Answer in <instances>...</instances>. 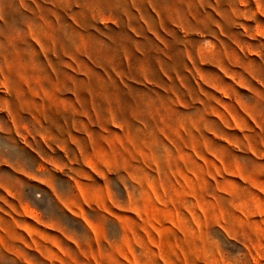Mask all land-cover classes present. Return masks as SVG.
Segmentation results:
<instances>
[{
  "label": "rangeland",
  "instance_id": "1",
  "mask_svg": "<svg viewBox=\"0 0 264 264\" xmlns=\"http://www.w3.org/2000/svg\"><path fill=\"white\" fill-rule=\"evenodd\" d=\"M160 2L164 11L174 8ZM192 5V11L183 5L181 12H163L164 20L151 22H55L52 38L45 31L31 35L29 3L21 20L18 12L4 10L11 20L3 30L8 24L12 43L0 53L7 66L0 69V264H47L24 250L27 232L46 236L45 225L55 226L56 245L67 254L54 264H264V150L228 154L224 166L201 164L184 118L168 116L163 134L157 118L143 132L137 121L143 118L127 116L142 90L120 78L117 68H126V61L105 58L102 68L89 59L82 67L56 66L63 64L62 48L77 61L74 50L83 43L88 53L100 44L104 55L111 47L128 51L149 26L176 29L178 42L190 28L212 26L205 18L197 21L210 10L214 28L243 32L247 59L255 63L256 52L264 50V0L225 5L229 11L224 5ZM35 23L48 28L46 21ZM198 38L192 33V51ZM53 47L59 51L54 63L47 55ZM247 76L243 93L255 112L264 86ZM95 107L102 110L99 116L76 113ZM68 209L101 227L80 230L68 220ZM73 239L86 260L73 259L67 244ZM20 250L23 261L15 259Z\"/></svg>",
  "mask_w": 264,
  "mask_h": 264
},
{
  "label": "crops",
  "instance_id": "2",
  "mask_svg": "<svg viewBox=\"0 0 264 264\" xmlns=\"http://www.w3.org/2000/svg\"><path fill=\"white\" fill-rule=\"evenodd\" d=\"M160 1L162 0H0V53L3 45L12 43L8 39V24L3 30L4 22L11 20L5 15L4 10L9 7L10 10L18 12V18L21 20L24 3L31 5L30 13L33 21L30 28L31 35L38 37L40 31H45L48 38H52L55 32L53 26L50 28L51 24L65 20L67 22L85 20L102 22L123 19L151 22L156 19L164 20L166 17L162 15L163 12L175 13L176 10L181 12L180 8L183 5L187 7L185 11L188 12V6L190 11L195 9L192 8L193 3L198 6L206 3L213 9H216V5L241 4V0H167V3L174 8L164 11ZM225 7L229 11L228 7ZM203 18L215 24V14L212 10L200 13L197 21ZM40 20L47 22L46 30L43 28L40 30L35 23ZM213 23L207 28L200 25L190 28L185 34V39L178 42L175 40L178 34L176 29L168 30L163 26L153 28L147 24L148 31L143 36L137 34L138 38L133 45H130L128 51L109 47L110 50L104 55L103 45L100 44L98 50L88 53L86 43H83L74 50L78 51L77 61H72L70 51L62 48L60 52L63 64L56 66L72 67V63L75 62L82 67L89 59L96 67L102 68L105 58L121 64L126 61L127 67L117 68V70L118 74L126 77H120L121 79L127 81L132 87L142 90L140 96L134 97L135 105L128 109L127 113V116L143 118L141 121L137 120L141 122L140 130L145 132L147 129L149 132L150 123L147 125L146 122L157 118V131L165 134L168 116L174 114L176 118H184L190 125L189 132L192 134L190 148L195 150L202 159L201 164L224 166L230 163L227 160L228 154L237 156L238 150H264V100L257 102L258 108L262 107V110L257 108V111L250 112L248 110L250 104L243 93L247 90V75H250L249 81L253 79L264 86V50L260 48L256 52L257 59L255 63H252L247 59V44L242 37L243 32L216 29ZM192 33L199 36L195 51H192L191 46ZM168 37L172 38L167 40ZM179 37L182 38V32ZM52 42L55 43V40ZM140 42L144 45L143 48L140 47ZM131 53L136 56H132ZM47 55L54 63L59 58L58 48H51ZM6 67L4 64L1 65L0 57V69ZM52 67H54L53 64ZM196 74L199 79L196 78ZM18 82L21 84L20 76ZM100 111H102L101 108L95 107L88 114L80 109L76 113L87 117L99 116ZM179 123L182 124L179 119H176V124ZM117 156L118 154L114 158ZM141 156L145 158L144 154ZM115 163L118 164L119 161L116 160ZM68 211L72 213L69 215L65 212L68 220L84 232L88 229H97L102 225L79 210L68 209ZM38 224L40 223L36 221L35 225L38 226ZM45 227L46 236L43 234L36 236L33 232H27L30 239L29 243L25 244L24 250L37 260L54 264L58 258L64 260L67 254L63 252L62 246L56 245L55 226L45 225ZM37 240L39 248H36ZM69 241L70 243L67 244L76 254L73 259L75 260L76 257L78 261L86 260L87 256L80 243L75 239ZM21 247L23 250L22 245ZM22 250L15 254V259L18 261L26 259L23 258Z\"/></svg>",
  "mask_w": 264,
  "mask_h": 264
}]
</instances>
